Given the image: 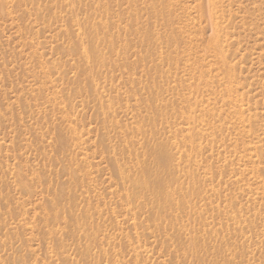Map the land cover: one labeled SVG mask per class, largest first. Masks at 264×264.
Segmentation results:
<instances>
[{"label":"rangeland","instance_id":"1","mask_svg":"<svg viewBox=\"0 0 264 264\" xmlns=\"http://www.w3.org/2000/svg\"><path fill=\"white\" fill-rule=\"evenodd\" d=\"M0 264H264V0H0Z\"/></svg>","mask_w":264,"mask_h":264},{"label":"bare ground","instance_id":"2","mask_svg":"<svg viewBox=\"0 0 264 264\" xmlns=\"http://www.w3.org/2000/svg\"><path fill=\"white\" fill-rule=\"evenodd\" d=\"M56 2V1H55ZM71 3V2H70ZM74 22V21H73ZM72 22V23H73ZM103 23V22H102ZM68 31V30H67ZM101 102V101H100ZM160 152H161V155H167L168 154V152H166V150H164L163 148H160ZM163 157V156H162ZM154 174V173H153ZM165 196H167V195H165ZM169 199V198H168ZM174 199V198H173ZM162 203V202H161ZM168 204V203H167ZM158 206H159V204H158Z\"/></svg>","mask_w":264,"mask_h":264}]
</instances>
